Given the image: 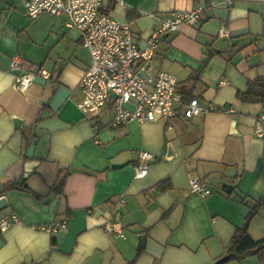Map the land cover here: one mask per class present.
Masks as SVG:
<instances>
[{
  "label": "crops",
  "instance_id": "crops-1",
  "mask_svg": "<svg viewBox=\"0 0 264 264\" xmlns=\"http://www.w3.org/2000/svg\"><path fill=\"white\" fill-rule=\"evenodd\" d=\"M224 2L103 0V11L127 24L140 47L160 20L202 6L197 25L166 34L150 65L176 78L184 103L196 99L216 109L186 119L180 107L168 119L114 126L110 102L88 118L78 107V83L91 58L79 32L64 26L65 16L30 19L23 0H0V219L18 218L0 232V264H214L221 258V264H264L263 254L223 256L259 200L248 234L264 238V138L255 136L264 103L241 97L249 80L264 79V0ZM221 27L227 38L218 36ZM14 55L23 70L41 68L48 77L35 75L17 90L9 67ZM140 152L154 160L137 179ZM32 161L37 165L26 176ZM63 175L57 193L53 185ZM21 178L37 196L9 188ZM193 179L211 194L190 192ZM223 184L232 187L229 194ZM119 198L124 239L102 227L108 202ZM64 219L67 227L56 234L42 230Z\"/></svg>",
  "mask_w": 264,
  "mask_h": 264
},
{
  "label": "built area",
  "instance_id": "built-area-1",
  "mask_svg": "<svg viewBox=\"0 0 264 264\" xmlns=\"http://www.w3.org/2000/svg\"><path fill=\"white\" fill-rule=\"evenodd\" d=\"M232 0H225L228 7ZM25 14L34 19L43 13L55 17L65 16L64 26L75 29L80 34L81 46L90 54V65L82 74L78 86L83 94L79 109L88 118L97 115L110 102L113 117L111 124L121 125L129 121L138 123L153 122L158 118H171L178 109L184 107V117L190 119L202 116L214 107L205 108L196 99L184 103L182 95L176 89V78L150 65L155 56L162 35L176 31L181 25L195 27L203 13L202 6L190 11H177L160 20L145 43L140 47L127 24L120 23L103 11V0H23ZM218 36L227 38L228 31L221 27ZM14 73V85L17 90H25L35 75L47 78L41 68L35 72L23 70V60L14 55L9 62ZM227 112H233L231 108ZM264 112L259 115L255 125V136L264 138L262 124ZM140 162L134 168V177L143 178L147 174V163L154 160L149 152L139 153ZM190 192L206 197L211 194L203 183L190 180ZM117 202H109L104 214L103 230L111 236L124 239V228L120 221ZM17 216L0 219V232H5L15 222ZM68 220L64 219L42 226V230L53 235L65 229Z\"/></svg>",
  "mask_w": 264,
  "mask_h": 264
},
{
  "label": "trees",
  "instance_id": "trees-1",
  "mask_svg": "<svg viewBox=\"0 0 264 264\" xmlns=\"http://www.w3.org/2000/svg\"><path fill=\"white\" fill-rule=\"evenodd\" d=\"M208 1L209 0H204L205 3ZM165 35L166 34L162 35L159 43L163 40ZM158 46H159V44H158ZM156 54H157V50L155 52V55ZM241 97L243 99L255 100V101H259V102L264 103V79L261 77H257V78H254L253 80H249L248 89L246 92L241 94ZM65 178H66V175L59 176L57 178L56 183L53 185V190L55 192H57V193L61 192ZM9 188L19 190V191L31 192L28 189V187L26 185V180L24 178H21L18 181L11 182L9 185ZM31 193L33 195H36L33 192H31ZM241 201L244 204L248 205V202L246 199L242 198ZM261 203H262L261 200H259V201L255 202L252 206L248 207V212L244 218L242 226L235 230V233H234L229 245L227 246L226 254L223 255L226 257V259L240 260V259H243L245 257H248L250 255H254V254H263L264 255V238H262L260 240H254L248 234V227H249L250 221L253 218V216L257 213V210L260 207Z\"/></svg>",
  "mask_w": 264,
  "mask_h": 264
},
{
  "label": "water",
  "instance_id": "water-1",
  "mask_svg": "<svg viewBox=\"0 0 264 264\" xmlns=\"http://www.w3.org/2000/svg\"><path fill=\"white\" fill-rule=\"evenodd\" d=\"M35 142L36 140H33L32 143L30 144V146L28 147V150L26 152V158L32 160L33 156H34V149H35ZM26 166V172L27 174H25L26 176L32 171V169L37 165V162L32 161V162H28L25 164ZM119 167V166H117ZM222 190L223 192L229 194L231 192L232 187L230 185L227 184H223L222 185ZM5 201V199L3 197H0V209H2L5 204H3V202ZM3 204V205H2ZM223 261H225V258H221L219 260H217L214 264H221Z\"/></svg>",
  "mask_w": 264,
  "mask_h": 264
},
{
  "label": "rangeland",
  "instance_id": "rangeland-1",
  "mask_svg": "<svg viewBox=\"0 0 264 264\" xmlns=\"http://www.w3.org/2000/svg\"><path fill=\"white\" fill-rule=\"evenodd\" d=\"M216 33H217V30L215 31V35H216Z\"/></svg>",
  "mask_w": 264,
  "mask_h": 264
}]
</instances>
